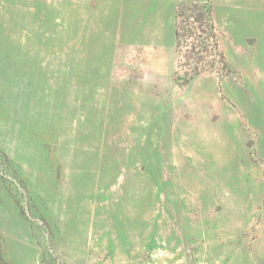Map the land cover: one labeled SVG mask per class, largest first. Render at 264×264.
Here are the masks:
<instances>
[{
	"label": "rangeland",
	"instance_id": "rangeland-1",
	"mask_svg": "<svg viewBox=\"0 0 264 264\" xmlns=\"http://www.w3.org/2000/svg\"><path fill=\"white\" fill-rule=\"evenodd\" d=\"M202 1L0 0V264H264V0L223 68Z\"/></svg>",
	"mask_w": 264,
	"mask_h": 264
},
{
	"label": "trees",
	"instance_id": "trees-1",
	"mask_svg": "<svg viewBox=\"0 0 264 264\" xmlns=\"http://www.w3.org/2000/svg\"><path fill=\"white\" fill-rule=\"evenodd\" d=\"M178 25L182 26L183 33H180V28L177 25L176 28V46L178 47L179 41L181 36H189L193 37L194 40H198L202 44H207L208 46H211L212 55L215 56L218 60V62L221 64L222 68L225 67L222 52L220 51L219 45H218V39L216 34V26L214 24V21L212 19V12H211V6L207 2V0H203L200 3L192 4V5H182L180 11H178ZM182 18V20H180ZM204 30L206 35L201 34V31ZM199 32V33H198ZM197 41V42H198ZM197 43L200 45V43ZM208 42V43H206ZM193 46H191V53H195L194 49L198 46H195L194 43H192ZM189 51L188 57L191 56ZM196 61L194 62H197ZM201 60V58L199 59ZM179 66V65H178ZM204 66V65H203ZM202 72L200 70L198 65H194L193 67V73L186 77H180L178 76V79L182 80L183 82L187 83L189 80H191L196 74Z\"/></svg>",
	"mask_w": 264,
	"mask_h": 264
}]
</instances>
